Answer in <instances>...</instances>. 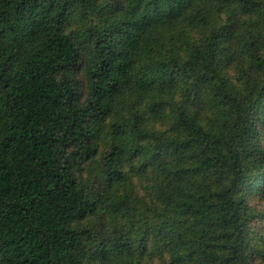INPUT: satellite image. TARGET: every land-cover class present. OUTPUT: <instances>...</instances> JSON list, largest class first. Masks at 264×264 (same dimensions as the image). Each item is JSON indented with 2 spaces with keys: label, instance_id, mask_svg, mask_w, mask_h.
<instances>
[{
  "label": "trees",
  "instance_id": "16d2710c",
  "mask_svg": "<svg viewBox=\"0 0 264 264\" xmlns=\"http://www.w3.org/2000/svg\"><path fill=\"white\" fill-rule=\"evenodd\" d=\"M86 12L98 23L66 30ZM195 24L185 57L160 52L163 30ZM168 106L165 131L140 127ZM148 168L146 216L116 185ZM255 194L264 0H0V264H257Z\"/></svg>",
  "mask_w": 264,
  "mask_h": 264
},
{
  "label": "rangeland",
  "instance_id": "374dc122",
  "mask_svg": "<svg viewBox=\"0 0 264 264\" xmlns=\"http://www.w3.org/2000/svg\"><path fill=\"white\" fill-rule=\"evenodd\" d=\"M105 1L107 0H97V3L101 6H104ZM109 1L111 2V0ZM91 23H98L96 14L91 12H86L85 14L81 13V15L77 14L76 17L70 19L68 25L66 26V30L73 31L76 34L77 32L82 31V29L85 30V28ZM204 34L205 31L199 24H195L193 26H181L171 30H163V41L160 52H164L165 55L168 53L175 54L183 58L187 54L188 45L197 42L199 43ZM170 100H172L170 97L164 98V101L167 103ZM123 113L126 116H129V114H126L125 111ZM144 117L145 121L140 123V127L145 129L147 133L165 131L169 124V120L171 119L170 107L168 106L166 114L160 118H149L147 115ZM111 120L112 118L107 120L108 125ZM110 140L111 138L109 135V130L106 129V132L99 143L100 153H102L103 150H105L107 146L110 145ZM145 141L147 142L149 140ZM135 161H140V159ZM158 186L159 181L157 180V172L151 168H148L145 172L140 174H136V172L133 170V173L129 176V178H127L125 182H120L119 185H116V189L117 193H120L122 197L125 196V199L128 201V206H130L133 210L135 209L138 213L144 212L147 216L148 214H152L151 210H153L156 203L160 204L158 200L159 194L156 191ZM250 203L254 206L253 208L255 211L264 212V196L260 197L258 194H255L250 199ZM103 214L104 210L99 215V219L102 222L104 219ZM99 219H93L91 222V231L95 234V236L101 238H110L115 235L114 229L111 228L112 225L109 224L108 219L105 221V227H102ZM252 227L257 233H259V238H256V242L260 240V251H262L263 254L261 257L256 256L255 262L257 264H264V222L254 221L252 223ZM166 255V253L161 254L157 250H154L153 254L150 256H145L143 261H145L146 264H166Z\"/></svg>",
  "mask_w": 264,
  "mask_h": 264
}]
</instances>
